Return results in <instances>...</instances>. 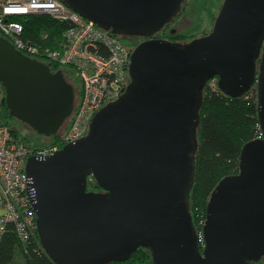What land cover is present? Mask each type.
Returning <instances> with one entry per match:
<instances>
[{"label":"water","instance_id":"obj_1","mask_svg":"<svg viewBox=\"0 0 264 264\" xmlns=\"http://www.w3.org/2000/svg\"><path fill=\"white\" fill-rule=\"evenodd\" d=\"M123 37H152L185 0H63ZM125 94L102 108L87 136L47 157L28 158L38 233L56 264L126 261L140 249L155 264H249L264 258V0H225L212 32L187 43L137 46ZM218 79L229 97L258 91L262 138L242 150L240 171L213 191L203 228L194 224L203 91ZM0 83L8 114L57 136L76 91L62 70L0 36ZM94 179L101 191H88ZM203 247V248H202Z\"/></svg>","mask_w":264,"mask_h":264},{"label":"built area","instance_id":"obj_2","mask_svg":"<svg viewBox=\"0 0 264 264\" xmlns=\"http://www.w3.org/2000/svg\"><path fill=\"white\" fill-rule=\"evenodd\" d=\"M32 16H47L68 26L55 45L38 44L26 34V21ZM0 36L32 59L59 70L74 69L82 81L70 127L64 134L54 136L53 143L35 147L16 136L7 124H0V204L4 210L0 240L7 226L14 224L20 241L26 244L32 238L40 241L37 215L29 194L28 158L51 156L88 135L96 114L120 99L130 85L131 57L139 43L123 41L121 35L84 18L63 0H0ZM41 39L50 40L49 34H41ZM212 87H219L218 81ZM205 223L206 220L201 221L200 225ZM199 236L204 246L203 230Z\"/></svg>","mask_w":264,"mask_h":264},{"label":"trees","instance_id":"obj_3","mask_svg":"<svg viewBox=\"0 0 264 264\" xmlns=\"http://www.w3.org/2000/svg\"><path fill=\"white\" fill-rule=\"evenodd\" d=\"M27 37L38 44L55 45L62 30L68 25L60 24L47 16H32L26 21ZM49 34L50 40L43 41L41 34ZM175 40L181 35L173 37ZM46 42V43H45ZM129 42V41H128ZM55 72L59 70L51 66ZM1 84V83H0ZM5 104V100L3 99ZM201 122L198 127V150L196 153V176L190 192V207L194 224L199 231L207 218L211 195L226 177L240 171L242 150L251 141L262 138L258 116V91L253 88L241 97H229L219 87L208 84L203 91V105L200 109ZM8 119L16 118L8 114ZM18 121V120H17ZM16 136L18 130L6 122ZM101 187L92 179L88 191L99 192ZM0 264H56L44 251L38 238L26 244L17 235L14 224H9L0 240ZM108 264H155L148 249H140L130 259ZM264 264V258L259 262Z\"/></svg>","mask_w":264,"mask_h":264},{"label":"rangeland","instance_id":"obj_4","mask_svg":"<svg viewBox=\"0 0 264 264\" xmlns=\"http://www.w3.org/2000/svg\"><path fill=\"white\" fill-rule=\"evenodd\" d=\"M224 1L225 0H185L182 5V10L180 14L177 15L173 19V21L167 26V29L163 35L166 37L167 40L179 43H187L194 39L209 35L215 26L216 19L220 14ZM177 35H181L182 38H180L179 40H175L173 37H176ZM122 39L127 43L129 41V43L131 44H137L139 43L140 38L134 36H122ZM62 70L65 74L67 81L72 84L75 88V104L77 105L81 96L82 81L74 69L65 67L62 68ZM216 81H218V79H213L210 81L209 84L211 86H214ZM0 86L1 96L4 97L5 89L1 84ZM1 96L0 113L2 111H7L6 105L2 101ZM6 114V122L11 123L13 128L18 130L22 140L31 143L35 147L46 146L54 142V136L47 137L45 135H40L38 132H36L34 129H32L26 124L14 119H8V111ZM72 118L73 116L66 120L65 124L58 132L59 135H62L67 132L72 122Z\"/></svg>","mask_w":264,"mask_h":264},{"label":"flooded vegetation","instance_id":"obj_5","mask_svg":"<svg viewBox=\"0 0 264 264\" xmlns=\"http://www.w3.org/2000/svg\"><path fill=\"white\" fill-rule=\"evenodd\" d=\"M166 29H167V27L164 29V30H162L161 32H159V33H157L156 35H154V36H152V37H149V38H147V37H138V38H140L139 39V44H141V43H143V42H145V41H148V40H150V39H153V38H162V39H166V37L163 35L164 34V32L166 31ZM174 42V41H173ZM48 65V64H47ZM52 68V67H51ZM52 71H54L53 70V68H52ZM55 72V71H54ZM4 98V97H3Z\"/></svg>","mask_w":264,"mask_h":264},{"label":"crops","instance_id":"obj_6","mask_svg":"<svg viewBox=\"0 0 264 264\" xmlns=\"http://www.w3.org/2000/svg\"><path fill=\"white\" fill-rule=\"evenodd\" d=\"M0 87H1V86H0ZM0 96H1V93H0ZM1 99H2V101H3V97H2V96H1ZM6 113H7V111H5V112L2 111V112L0 113V116H1L0 124H6V120H5V116L7 115ZM1 192H2V188H1V185H0V197H1ZM3 212H4L3 207H2V205L0 204V219H1V216H2Z\"/></svg>","mask_w":264,"mask_h":264}]
</instances>
